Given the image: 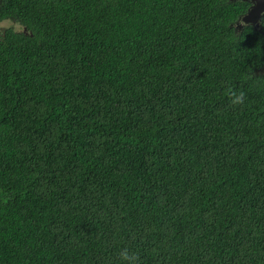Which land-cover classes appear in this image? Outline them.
I'll use <instances>...</instances> for the list:
<instances>
[{
	"label": "trees",
	"instance_id": "obj_1",
	"mask_svg": "<svg viewBox=\"0 0 264 264\" xmlns=\"http://www.w3.org/2000/svg\"><path fill=\"white\" fill-rule=\"evenodd\" d=\"M235 0H0V264H264V36ZM243 91L233 106L226 86Z\"/></svg>",
	"mask_w": 264,
	"mask_h": 264
},
{
	"label": "flooded vegetation",
	"instance_id": "obj_2",
	"mask_svg": "<svg viewBox=\"0 0 264 264\" xmlns=\"http://www.w3.org/2000/svg\"><path fill=\"white\" fill-rule=\"evenodd\" d=\"M241 1L244 10L232 24L235 33L246 27L248 30L257 31L264 36V0H235ZM246 18V21L243 18ZM243 21V26L240 22ZM264 74V64L258 68Z\"/></svg>",
	"mask_w": 264,
	"mask_h": 264
},
{
	"label": "clouds",
	"instance_id": "obj_3",
	"mask_svg": "<svg viewBox=\"0 0 264 264\" xmlns=\"http://www.w3.org/2000/svg\"><path fill=\"white\" fill-rule=\"evenodd\" d=\"M241 26H243V21L240 22ZM0 28H12L15 32H22L24 29V25L19 22L13 23L9 19H5L0 21ZM223 95L228 99L229 103L233 106L241 105L244 103V93L243 91H237L232 86H226L223 89ZM119 259L123 262V264H135V257L133 254L129 253L127 248H122L119 252Z\"/></svg>",
	"mask_w": 264,
	"mask_h": 264
},
{
	"label": "water",
	"instance_id": "obj_4",
	"mask_svg": "<svg viewBox=\"0 0 264 264\" xmlns=\"http://www.w3.org/2000/svg\"><path fill=\"white\" fill-rule=\"evenodd\" d=\"M243 20L246 21V18L244 17Z\"/></svg>",
	"mask_w": 264,
	"mask_h": 264
}]
</instances>
